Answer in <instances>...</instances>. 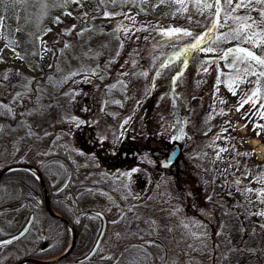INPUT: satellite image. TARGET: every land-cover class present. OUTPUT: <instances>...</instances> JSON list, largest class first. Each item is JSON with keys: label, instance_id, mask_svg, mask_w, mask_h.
<instances>
[{"label": "rangeland", "instance_id": "374dc122", "mask_svg": "<svg viewBox=\"0 0 264 264\" xmlns=\"http://www.w3.org/2000/svg\"><path fill=\"white\" fill-rule=\"evenodd\" d=\"M105 3L97 14V26L91 27L99 36L88 47L81 42H67L60 59L67 57L52 73L53 90L46 89L44 99L29 87L30 76L38 71L30 70L18 52L22 0L0 4V97L17 99L27 122L26 135L20 140L12 142L0 135V167L16 159L36 164L50 148L52 136L61 134L73 148L84 150V168L66 193L94 186L112 199L109 202L95 196L83 207L102 210L107 217L101 244L105 253L115 255L123 243L140 239L149 245L156 264H264V216L259 215L264 211V108L260 107L264 104V77L253 61L238 63L239 72L228 68L240 53L220 58L229 48L236 47L264 58V47L233 38V30H240L242 22H225V13L231 7H225L221 0L220 26H210L208 38L201 44L215 51L196 52L178 92L187 117H176L170 96L156 110L146 111L141 107L142 99L160 86L161 77L151 73L145 81L135 80L131 65L140 61L138 70L144 71V63H153L147 49L161 34L150 28H182L196 16L214 14L215 7L202 5L214 4L215 0H201L199 9L195 0H184L183 4L174 0ZM254 7L257 10L242 9L233 15L255 19L251 31L256 33L253 40L260 44L264 23L259 15L261 6ZM90 8L84 0L72 3L63 19L71 25ZM104 12L120 14L105 17ZM106 29H115V35L110 33V42L105 46L101 30ZM248 31L243 29L242 36ZM225 35L227 39H217ZM184 39L187 36L182 44ZM41 41L44 68L49 63V34H43ZM174 44L170 52L182 50L180 43ZM209 60L215 63H203ZM244 68L249 69L248 74ZM117 79L126 84L125 101L117 112L119 120L113 122L101 113L100 107L106 86ZM253 92L255 106L240 107L239 101ZM257 125L260 127L254 129ZM127 137L142 139L152 150H162L159 164L165 160L172 142L181 141V151L171 164L175 173L172 181L161 175V169L149 173L130 164L127 158L122 159L124 151L122 156L119 151L123 143L131 144L126 142ZM93 144L103 146L100 154L95 153ZM133 169L137 171L132 172ZM129 172L130 177L122 175ZM26 217L27 214L21 222L12 216L1 219L0 238L15 232ZM100 225V217L89 211L76 240V254L89 251ZM49 227L48 223L46 234L50 233Z\"/></svg>", "mask_w": 264, "mask_h": 264}, {"label": "trees", "instance_id": "16d2710c", "mask_svg": "<svg viewBox=\"0 0 264 264\" xmlns=\"http://www.w3.org/2000/svg\"><path fill=\"white\" fill-rule=\"evenodd\" d=\"M84 1L92 6V9L90 8L87 14L77 18L74 23L69 25L63 19V13L74 3L71 0H22L18 17V27L21 34L18 52L22 61L30 70L38 71V74L30 76L29 87L41 99H44L43 97L46 98L44 93L46 89L53 90L50 79L58 64L67 57L60 59L62 52L66 49L67 42H78L77 44L79 45L81 42L87 44L83 47H88V44L99 36V32L96 34L91 30V27L97 26V14L101 13L102 7L106 4L105 0ZM222 2L224 4V0ZM96 9L97 11H95ZM216 19L215 13L196 16L188 25L182 26L180 29L193 33V36H187V39H184L185 42L183 41V44L181 42L184 37L182 33L176 34L179 38H169L162 35V32L167 30L166 28H150L151 30H159L158 32L161 34V37L155 43L150 44L147 49V53L150 54L153 63H144L145 69H142L144 71L138 70L140 61L135 60L131 65L132 76L135 80L145 81L151 73L156 77H161L160 86L152 88L142 99L141 107L143 109L146 111L156 110L170 96L176 108L174 110L176 117L178 119L187 117L186 112L182 110L183 100H181L178 92L181 90L182 82L186 75L188 76L187 73L193 63V56L197 51L193 50L187 54L186 66L184 56H181L178 60L174 59V63L168 67H161V65L168 64L170 57L174 58L175 52L173 50L170 52L169 49L170 46L175 45V42L180 43L178 46L184 49L190 43H195L194 38L196 36L204 35L206 41L208 29L212 26L211 22L216 21ZM262 31L264 32V28ZM111 32H113L112 35H115V29L101 30V36L105 37V46L110 42ZM47 33L49 34V63L43 68L41 37ZM169 53H171L170 56ZM145 60H142V62ZM158 72L160 74L157 76ZM125 87L126 84L117 79L112 83H108L105 88L100 111L110 121L116 122L119 120L117 112L125 101ZM53 97L55 99L57 95L54 94ZM26 130L27 122L22 104H18L15 98L8 101L0 97V135L7 136L12 142H15L26 135ZM127 141L131 144L126 146L123 143L119 151L121 156L124 151L122 159L127 158L126 161H130V164L133 162V164L145 168L149 173L161 169V175L172 181L175 176L172 169L173 166L166 167L158 163V157L162 155V150L150 149L147 145L148 143L144 144L142 139H129L127 137ZM110 143L114 142L110 141ZM93 145L95 146V153H99L101 147H103ZM109 148L113 149L114 145H110ZM83 151L73 148L63 135L54 134L50 142V148L44 153L43 159L35 164L40 170L46 185L51 207L66 218L75 231L73 247L63 257L47 260L61 253L67 246L70 238V227L61 218L52 216L47 212L43 200L42 186L34 173L25 168H14L1 175L0 220L6 218V216H12V219L21 222L26 214V218H28L30 213H33L34 216L31 226L24 235L11 243L0 245V264H14L24 257H34L39 260H29L23 264H156L149 245L140 239L123 243L115 255L105 253L101 246L88 259L85 258L86 254L78 255L74 252L76 240L84 227L90 211V209L83 210V207L91 202L95 196L112 202L111 197L105 191H99L94 186H84L74 193H66L73 186L79 172L84 168L81 160ZM20 162L27 161L23 159L11 161V163ZM184 196L183 194V198ZM48 223L50 225V233L46 234V225Z\"/></svg>", "mask_w": 264, "mask_h": 264}, {"label": "snow or ice", "instance_id": "6c2138e0", "mask_svg": "<svg viewBox=\"0 0 264 264\" xmlns=\"http://www.w3.org/2000/svg\"><path fill=\"white\" fill-rule=\"evenodd\" d=\"M7 0H0V4L6 3ZM15 2L19 3L20 0H15ZM71 2L74 3H79L80 0H71ZM127 3L129 2V0H112V3ZM134 2V0H133ZM142 2H146V0H142ZM174 2L177 3H181L183 4L184 0H174ZM234 0H224V5L225 7H231V11L230 12H226L225 16H224V20L225 22H227V20L231 19L233 21H237V22H242L241 23V28L240 30H233V38L237 39V40H242L245 43H250L253 45V47H264V39L261 40L260 44H256V42L253 40V36L256 35V33L252 32L251 29L253 28V25L256 23L255 19L250 16V15H233L235 13H237L238 11L244 9V10H249V11H253V10H257L254 6L255 5H260L261 8L259 9V15L261 18V22L264 23V0H236L234 6H233ZM195 4L197 6V8L199 9L201 7V0H195ZM203 8H213L215 7V13H216V21H212V28H216L219 25V18L221 15V0H215L214 4H209V3H204ZM120 13H109V12H104V16L105 17H110L112 15H119ZM67 15H71V13H67ZM248 21H251V23H247ZM57 22H59L57 20ZM73 28H75V26H73ZM243 29H248L249 31L244 33V35L242 36V30ZM211 31V29H210ZM183 36H193V33H191L190 31L187 30H183L180 28H169L168 30L162 32V35L167 36L169 38H179L176 34H181ZM262 36H264V32L261 33ZM195 43H190L186 48L174 53V58L170 57L168 64H162L161 67H168L169 65H171L172 63H174V59L178 60L181 58V56L185 57V66L187 65V60H186V56L188 53H190L191 51L195 50V51H202L205 53H210V52H214L215 49L211 48V47H206L203 48L201 47L202 42H205V36H196L195 38ZM218 40L221 39H227V35L222 36V37H218ZM67 47V45H66ZM233 53H240L241 55H239L238 57H236L235 59H233V61L231 63H229L227 65L228 68L230 69H235L237 72L240 71L239 68H236V65L240 62H245V61H253L255 62L256 65L260 66V72L259 75L261 77H264V58H261L258 55H255L252 51L247 50L243 47H236L235 49L229 48L224 54L223 56H221V59H227L229 55L233 54ZM203 63H215L214 60H209V61H204ZM245 74H248L249 69L248 68H244L243 69ZM160 73H157V76ZM255 72H252V75H255ZM75 75V73L73 74ZM146 75V73H145ZM5 79H7V77H4ZM175 81V78H174ZM220 81L218 80L217 83H219ZM113 87H115V85H113ZM229 90L232 91L231 86H229ZM233 95H236V92L233 91ZM256 96V93L253 92L252 96H249L247 99L241 100L239 101L240 107H243L244 104H252L253 106H255V100L253 99V97ZM223 103V101H221ZM119 103V102H117ZM240 107L237 108V111H240ZM261 108H264V104H261L260 106ZM73 120H75V117H73ZM126 122V121H125ZM247 125H245L246 127ZM255 127H260V126H254ZM226 131V129H225ZM260 133L257 132V136H259ZM180 137H176V139H179ZM223 151V149H222ZM137 171V169H133L132 172ZM122 175H127V176H131V172L129 173H123ZM237 183H239V181H237ZM249 191H252L251 189H249ZM261 196L264 197V192H261ZM262 203H264V200L261 201ZM259 215L264 216V211H261L259 213ZM12 241H5V243H11Z\"/></svg>", "mask_w": 264, "mask_h": 264}, {"label": "water", "instance_id": "95a60500", "mask_svg": "<svg viewBox=\"0 0 264 264\" xmlns=\"http://www.w3.org/2000/svg\"><path fill=\"white\" fill-rule=\"evenodd\" d=\"M181 146H182V144L179 141H173L172 142L171 148H170L169 152L167 153L166 159L161 162L162 166L168 167L172 163H174V161L176 160L177 156L179 155V153L181 151ZM14 168H25V169L32 171L35 174L36 178L39 180V183L42 186L43 200H44V205H45L47 212L52 216L61 218L70 227L71 237H70L69 243L66 246V248L61 253H59L58 255H56L52 258H49L47 260H52V259H56V258L63 257L65 255H67L69 253V251L71 250V248L73 247V244L75 242V231H74L73 227L71 226L70 222L51 207L50 202H49L48 191H47L46 185L42 179L40 170L38 169V167L36 165H34L32 163H28V162L12 163V164H8V165H6L0 169V177L6 171L14 169ZM91 212L100 217L101 225H100V229H99V232L97 234V237H96L91 249L85 255L86 259L91 258L96 253L98 248L100 247L102 240H103V237L106 233L107 224H108L107 223V217H106L104 212H102L98 209H92ZM32 218H33V214L31 213L29 215L28 220L17 231H15L14 233H11L10 235H8L5 238L0 239V245L5 244V241H9V240L14 241V240L18 239L19 237H21L22 235H24V233L28 230V228L31 225ZM29 260H39V259H36L34 257H24V258L16 261L14 264H23L24 262L29 261ZM41 261H43V260H41Z\"/></svg>", "mask_w": 264, "mask_h": 264}]
</instances>
